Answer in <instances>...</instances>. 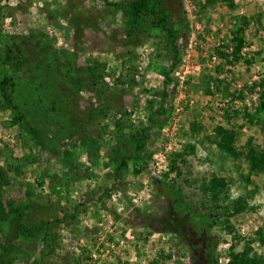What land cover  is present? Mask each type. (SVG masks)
<instances>
[{
  "label": "rangeland",
  "instance_id": "obj_1",
  "mask_svg": "<svg viewBox=\"0 0 264 264\" xmlns=\"http://www.w3.org/2000/svg\"><path fill=\"white\" fill-rule=\"evenodd\" d=\"M164 7L177 28L179 18L190 27L173 72L167 34L148 22L129 31L123 14L101 0H0V82L14 79L28 114V124L18 123L0 95L7 181L0 200L24 216L22 226L0 227V264L39 260L47 222L66 214L75 218L55 227L56 249L41 264H203L191 215L199 220L210 209L200 186L214 175L228 181L232 199H248L231 219L234 233L222 221L212 229L218 262L228 263L233 243L243 250L236 235L255 240L264 257V173L249 175L244 157L234 160L212 143L218 126H232L239 150L264 148V0H164ZM242 18L251 21L236 61L233 32ZM167 74L172 111L161 128L162 117L154 126L148 118L162 105ZM147 127L144 166L130 162L115 183L113 150L129 154ZM192 145L195 155L177 161L183 175L170 173L175 154ZM174 181L193 214L171 202L162 182Z\"/></svg>",
  "mask_w": 264,
  "mask_h": 264
},
{
  "label": "trees",
  "instance_id": "obj_2",
  "mask_svg": "<svg viewBox=\"0 0 264 264\" xmlns=\"http://www.w3.org/2000/svg\"><path fill=\"white\" fill-rule=\"evenodd\" d=\"M101 1L104 2L107 6L113 7L115 10L123 14L124 18L127 21L129 31H131L132 28L134 29V27H142L143 23L147 22L152 28L161 29L164 33L167 34V37L170 41L171 51L174 55V64L171 71L173 72V70L181 63L182 57L179 41L184 34L188 36L190 32L189 22L186 18H183L182 20L179 18V28H177L175 22L171 20V15L169 14V12L165 10L164 0H137L134 3H131L128 7H125L120 3H112L109 0ZM178 4L182 5V0H178ZM250 21V18H242L241 24H239V26H237L236 30L233 32V40L235 43L233 58L236 61L240 60L241 54L246 46L245 30L250 25ZM169 83H173V80L172 78H170V74H167L162 105L160 106L158 111H154L153 106L150 108V110H152V114L148 119L149 123L152 126L158 125L159 123L154 119V116L156 115L163 118V120L159 123V127L165 128L169 123L168 115L172 111V106L170 108L166 107L167 99L172 96L167 88ZM16 88L17 84L15 83L14 79L5 76L0 82V95L2 101L4 102V106L15 114V119L17 118L16 121L18 123L25 122L28 124V114L22 112L23 106L26 104H22L20 98L15 95L14 91H17ZM261 104L264 108V93L262 94ZM102 114V117L104 118L106 116L105 112ZM227 116L233 117L234 115L232 116L231 113H228ZM246 116L248 117L249 121L253 120V116H251L250 114L246 113ZM117 125H119L117 128L118 130H122L124 127L122 121L117 122ZM229 125H232L231 120L229 122ZM147 129L150 128L147 127L140 132V138L137 141L138 143L137 145H135L134 150L130 151L129 154H126L125 151H121L120 153L118 151V148L113 150L116 160L118 162L120 161L118 167L115 170V183L122 179V174L129 168L130 162H133V164L136 166H144V163L142 162V155L146 150L145 148L148 140V135L146 134ZM34 131L36 132V130ZM35 134L38 135V132H36ZM236 141V128L232 126H218L215 130V137L212 140V143L216 145L217 149L220 152L234 160H239L240 158L244 157L250 168L249 175L252 176L254 174L264 173V148H258L249 145L247 150L242 152L237 148ZM195 153L196 147L192 145L187 147L183 152L175 154V160L172 161L170 173H176L177 177H181L183 173L181 168L178 167L177 161L180 160L182 163L186 164V157L195 155ZM141 162L143 164H141ZM170 173L166 174V177H168ZM247 179L249 180V178ZM175 182L176 181L172 183L162 182V184L166 186L165 190L170 194L171 202L175 206L176 210H184V212H187V214H193L190 207L187 206V204L184 202L181 196V189L177 186V184H175ZM6 184V179L3 176H0V191ZM200 189L202 190V193L205 197L202 205H209L210 209L207 211V213L198 215L199 220L194 219V215H191V217L194 221L199 222L198 235L202 242L200 251L202 257L204 256V259L206 260V262H204L203 264H220L216 257L217 242L212 236V229L214 228V226L218 225L219 221H222L226 232L228 234L234 233L231 219L247 210L248 199L246 200L243 197L232 199L228 181L219 175H214L204 181L201 184ZM112 191L113 190L109 189L106 191V193L110 194L112 193ZM14 213L17 216H15ZM23 217V213H20L18 208L13 209V212L8 213L0 200V227L9 226L12 223H16L22 226V223L20 221H24L19 219H24ZM69 217L75 218V216L73 215L70 216L69 214H66L64 215L63 220L55 219L52 222H47L46 231L44 233L42 241L43 250L41 252V257L39 258V260H35L32 264H41L44 258H47V256H50L51 253L55 251L57 238L54 229L58 224L67 222V219ZM21 232L23 236L29 233L26 227H22ZM234 239L235 241H245V245L242 251H237L236 243H233L230 246V260L227 264H264V257L258 254L253 246L255 240H244L239 235L234 236ZM258 239L261 245L264 246L263 230H259Z\"/></svg>",
  "mask_w": 264,
  "mask_h": 264
}]
</instances>
